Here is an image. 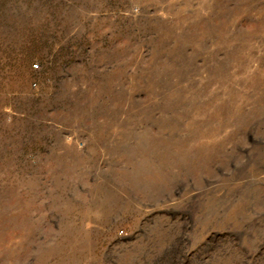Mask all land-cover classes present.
Listing matches in <instances>:
<instances>
[{
    "label": "rangeland",
    "instance_id": "1",
    "mask_svg": "<svg viewBox=\"0 0 264 264\" xmlns=\"http://www.w3.org/2000/svg\"><path fill=\"white\" fill-rule=\"evenodd\" d=\"M0 264H264V0H0Z\"/></svg>",
    "mask_w": 264,
    "mask_h": 264
},
{
    "label": "built area",
    "instance_id": "2",
    "mask_svg": "<svg viewBox=\"0 0 264 264\" xmlns=\"http://www.w3.org/2000/svg\"><path fill=\"white\" fill-rule=\"evenodd\" d=\"M34 66L37 68L38 67V64H34Z\"/></svg>",
    "mask_w": 264,
    "mask_h": 264
}]
</instances>
